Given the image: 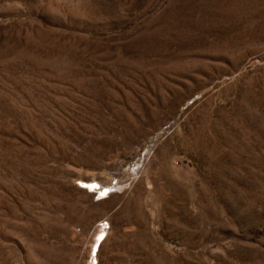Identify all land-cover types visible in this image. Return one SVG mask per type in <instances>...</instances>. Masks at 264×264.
I'll list each match as a JSON object with an SVG mask.
<instances>
[{
  "label": "rangeland",
  "instance_id": "374dc122",
  "mask_svg": "<svg viewBox=\"0 0 264 264\" xmlns=\"http://www.w3.org/2000/svg\"><path fill=\"white\" fill-rule=\"evenodd\" d=\"M0 264H264V0H0Z\"/></svg>",
  "mask_w": 264,
  "mask_h": 264
},
{
  "label": "bare ground",
  "instance_id": "6f19581e",
  "mask_svg": "<svg viewBox=\"0 0 264 264\" xmlns=\"http://www.w3.org/2000/svg\"><path fill=\"white\" fill-rule=\"evenodd\" d=\"M104 187H106V188H107V186H104ZM100 188H101V187H100ZM105 190H106V189H105ZM100 191H102V190H100ZM100 191H99V192H100ZM102 194H103V193H102Z\"/></svg>",
  "mask_w": 264,
  "mask_h": 264
}]
</instances>
